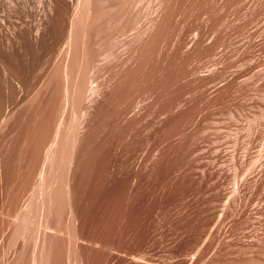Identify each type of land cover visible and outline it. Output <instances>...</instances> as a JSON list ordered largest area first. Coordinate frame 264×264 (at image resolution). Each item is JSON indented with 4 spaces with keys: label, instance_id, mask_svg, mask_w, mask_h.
Listing matches in <instances>:
<instances>
[{
    "label": "rangeland",
    "instance_id": "374dc122",
    "mask_svg": "<svg viewBox=\"0 0 264 264\" xmlns=\"http://www.w3.org/2000/svg\"><path fill=\"white\" fill-rule=\"evenodd\" d=\"M68 57L0 132V264H264V0H81Z\"/></svg>",
    "mask_w": 264,
    "mask_h": 264
},
{
    "label": "bare ground",
    "instance_id": "6f19581e",
    "mask_svg": "<svg viewBox=\"0 0 264 264\" xmlns=\"http://www.w3.org/2000/svg\"><path fill=\"white\" fill-rule=\"evenodd\" d=\"M80 5L81 0H0V132L49 59L64 66V100H68L72 85L68 56L75 50ZM59 128L60 124L55 135Z\"/></svg>",
    "mask_w": 264,
    "mask_h": 264
}]
</instances>
